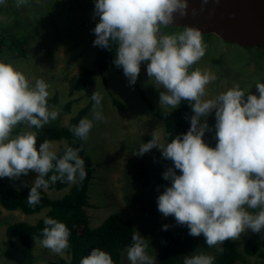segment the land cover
Listing matches in <instances>:
<instances>
[{
	"label": "clouds",
	"instance_id": "1",
	"mask_svg": "<svg viewBox=\"0 0 264 264\" xmlns=\"http://www.w3.org/2000/svg\"><path fill=\"white\" fill-rule=\"evenodd\" d=\"M29 2L15 0V5ZM4 3L0 0V5ZM177 14H187V0H95L93 19L99 17V21L92 29L93 46L108 50L115 46L113 63L122 68L129 85L136 84L141 64L147 62L149 81L162 89L160 106L175 110L181 101L190 104L193 114L185 117L190 119L186 133L162 144L153 131L151 139L133 154L143 156L155 148L163 159L172 162L162 173L170 186H164L157 197L158 211L165 218L171 216L164 223L174 217L177 225L187 227L190 236L203 235L207 247L222 252L226 241L236 243L247 230L264 233V83L255 84L257 94L235 84L213 99H204L206 86L216 77L199 68L190 71L205 55L201 32L194 27L172 34L161 31ZM7 32L28 38L24 30ZM49 88L42 78H34L33 83L13 64L0 61V178L18 179L11 183L20 190L26 187L22 181L29 172L37 173L27 196L30 206L40 202L41 189L50 191V182L75 183L77 176L81 181L86 177L81 149L65 146L58 156L48 139L37 149L38 132L31 129H42L59 115L57 110L49 109ZM90 100L92 118H81L70 129L83 141H87L93 121L106 120L101 107L103 96L95 90ZM213 111L216 143L210 147L204 137L213 131L208 124ZM18 125L24 127L13 135ZM50 172L53 174L45 179ZM43 223L40 244L62 255L69 248V229L50 217H45ZM169 227L165 224L162 229L167 231ZM131 241L127 248L130 264H154L146 252L148 244L138 231L134 230ZM214 260L213 255L193 252L185 255L183 264H214ZM262 261L258 264H264ZM79 264L114 261L109 253L93 248Z\"/></svg>",
	"mask_w": 264,
	"mask_h": 264
},
{
	"label": "rangeland",
	"instance_id": "2",
	"mask_svg": "<svg viewBox=\"0 0 264 264\" xmlns=\"http://www.w3.org/2000/svg\"><path fill=\"white\" fill-rule=\"evenodd\" d=\"M94 3L95 0H30L28 5L16 7L15 0H5L3 6L0 5V33L15 29L24 30L28 35L25 56L7 62L21 70L33 83L34 78H42L50 85L48 106L50 110H57L59 115L56 120L45 125L46 128L67 127L79 109L89 103L93 105L90 97L95 90L103 96L101 107L106 120L93 121V128L86 141V155L93 162L94 173L88 190V205L84 211L92 229L99 227L113 214H120L123 221L132 222V232L136 230L145 238L148 244L146 252L154 259V264H157L160 246L154 239L160 240L159 231L163 223L171 217L165 218L158 211L157 197L163 192L164 186H170V181L164 180L162 173L167 167L172 166V162L163 159L161 152L155 148L143 156L133 153L139 150L142 143H147L151 139L153 131L160 136V143L169 142L164 119L153 115L135 85H129L122 68H117L113 63L115 55L103 76H95L87 90L78 91L74 88L77 77L84 68H91L95 60L96 46H93L95 34L92 29L98 23L99 17L93 19ZM9 4L13 6L9 8ZM54 26L57 35L54 33ZM183 30L184 28L178 27L161 29L163 34ZM201 36L206 46L205 55L190 71L199 68L216 77L206 86L204 99H213L235 84H239L245 91L257 94L255 84L257 81L264 83V50L238 47L223 42L215 35ZM146 63L141 64V72L137 79L142 85L146 84V90L144 89L146 97L154 103L156 109L172 110L168 106H160L159 92L162 89L158 90L153 85L154 82L149 81ZM114 100L123 103L125 109L122 110L115 105ZM67 106L70 109H67ZM88 117L92 118V110ZM208 124L213 127V131L206 132L204 140L210 147H215L214 111L208 117ZM23 127L18 125L13 130V135ZM45 139L46 136L40 129L37 135V149ZM49 141L57 152L64 146L63 142ZM140 162L148 166L149 178L145 183L138 182L130 173V169L125 174L126 165ZM37 175L30 171L24 185L31 186ZM70 188L71 185L62 191L50 190L49 197L62 199L70 192ZM111 194L113 195L110 196ZM137 194H140L138 196L143 203L140 210H137L138 205L132 204L130 200V197H137ZM147 206L150 207V211H146L148 215L141 219L139 213ZM48 210L27 215L18 210L5 211L1 208L0 264H48L61 258L67 259L64 253L55 254L44 248L40 240L27 247L17 238L7 234L9 225L17 222L35 224ZM248 239L258 244L256 247L259 251L264 248V233H252L251 230L242 233L241 237L234 241L242 253L239 264H258L262 260L264 263V259L258 255L250 256L244 253L243 246ZM196 242L198 248L195 252L206 253L208 247L203 235L199 236ZM128 247V244L122 247L121 264H130L127 258Z\"/></svg>",
	"mask_w": 264,
	"mask_h": 264
},
{
	"label": "trees",
	"instance_id": "3",
	"mask_svg": "<svg viewBox=\"0 0 264 264\" xmlns=\"http://www.w3.org/2000/svg\"><path fill=\"white\" fill-rule=\"evenodd\" d=\"M12 5L9 4L8 7L11 8ZM7 18H9L8 15ZM54 29V33L57 35L55 26ZM27 48L28 38L26 36L15 32L0 33V61L7 62L13 58L24 57ZM114 55L115 46H113L111 50L96 46L95 60L92 67L84 68L82 73L75 80L74 88L78 91L87 90L92 84L94 76H103L112 62ZM143 85L137 80L135 87L137 88L136 90L139 91L141 97L145 98L146 94L144 89L146 90L147 86L146 84ZM145 101L153 115L164 119V126L169 142L175 135L188 131L190 119H186L185 117L186 115L190 117L193 114L188 101H181L180 106L175 110L156 109L154 103L150 101V99L145 98ZM114 104L119 106L122 110L125 109L123 104L118 100H114ZM67 109L70 108L67 106ZM91 109V103L79 109L76 115L71 118L67 127L49 126L46 128L44 126L42 128L46 139L64 143L63 148L57 152L58 156L63 154L65 146H70L75 149H81L79 155L85 161L86 177L83 181L77 176L73 186L72 183L67 182L57 181L55 184L50 182L49 190L62 191L69 188L71 185L70 192L62 199H51L47 191L41 189L40 202L35 206H30L27 202V196L31 186L18 190L12 186L16 183L15 181L18 182V179L10 180L8 178H0V206L4 209L8 211L19 210L27 215L37 214L45 209H49L46 215L35 224L17 222L9 225L7 227V234L12 238H17L22 245L27 247L31 246L35 240H41V232L45 227L43 223L45 217L57 219L65 223L66 227L69 229V248L64 252V254L67 255V259L61 258L59 261H51L48 264H79V261L84 256L90 254L93 248H100L109 253L114 264H121V249L124 245L131 244L132 242V222L123 221L120 214L110 215L99 227L92 229L89 227L88 217L84 211V208L88 205V190L94 173L93 162L91 158L86 155V141L74 136L70 129L72 126L77 125L81 118L88 117ZM34 130L38 133L40 132V129L34 128ZM129 169L130 173L138 182L145 183L148 180V166L144 162L126 165L125 174ZM52 174L53 173L50 172L45 179H49ZM26 181L27 178L23 179L22 183L24 184ZM138 195L140 194H137V197H130V200L132 204L138 205L137 210H140L143 207V203L141 197ZM146 211H150L149 206L139 213L141 219H144L145 216L148 215ZM165 224L171 227H169L167 231L161 228L159 231L160 240L157 241L154 239L160 246L157 264H183L185 255L192 254L198 248L196 246V239L198 240V237L190 236L187 227L177 225L174 217L163 225ZM256 246H258V244L254 240L248 239L243 246V250H245L244 253L250 256L258 255L264 259V250L259 251ZM222 247V252H218L216 248L208 247L207 250L205 249V254L209 253L215 257L214 264H238L242 254L239 250V246L236 243L226 241Z\"/></svg>",
	"mask_w": 264,
	"mask_h": 264
},
{
	"label": "water",
	"instance_id": "4",
	"mask_svg": "<svg viewBox=\"0 0 264 264\" xmlns=\"http://www.w3.org/2000/svg\"><path fill=\"white\" fill-rule=\"evenodd\" d=\"M168 27H194L242 48L264 50V0H187Z\"/></svg>",
	"mask_w": 264,
	"mask_h": 264
},
{
	"label": "bare ground",
	"instance_id": "5",
	"mask_svg": "<svg viewBox=\"0 0 264 264\" xmlns=\"http://www.w3.org/2000/svg\"><path fill=\"white\" fill-rule=\"evenodd\" d=\"M10 1V0H9ZM13 3V2H12ZM12 5V4H11ZM3 6V5H2ZM13 6V5H12ZM6 7V6H5ZM209 35H212V34H209ZM208 36V35H207ZM214 36V35H213ZM215 37V36H214ZM218 39H220V38H218ZM247 49V48H246ZM226 88V87H225ZM214 91V90H213ZM123 104V103H122ZM89 118V117H88ZM34 129V128H33ZM35 131V130H34ZM37 132V131H36ZM72 185H73V183H72ZM110 192V191H109ZM113 193V192H112ZM113 194H111L110 196H112ZM228 241H230V240H228Z\"/></svg>",
	"mask_w": 264,
	"mask_h": 264
},
{
	"label": "flooded vegetation",
	"instance_id": "6",
	"mask_svg": "<svg viewBox=\"0 0 264 264\" xmlns=\"http://www.w3.org/2000/svg\"><path fill=\"white\" fill-rule=\"evenodd\" d=\"M168 28H172V27H166V29H168ZM210 36H212V35H210ZM246 49V48H245ZM248 49V48H247ZM250 49H252V48H250ZM190 108H191V106H190Z\"/></svg>",
	"mask_w": 264,
	"mask_h": 264
}]
</instances>
